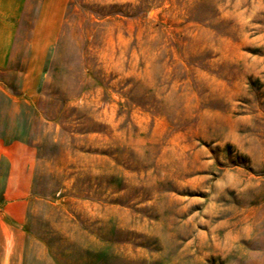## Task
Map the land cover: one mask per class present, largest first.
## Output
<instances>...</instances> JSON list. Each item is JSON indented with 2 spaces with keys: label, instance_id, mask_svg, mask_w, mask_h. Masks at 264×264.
<instances>
[{
  "label": "rangeland",
  "instance_id": "obj_1",
  "mask_svg": "<svg viewBox=\"0 0 264 264\" xmlns=\"http://www.w3.org/2000/svg\"><path fill=\"white\" fill-rule=\"evenodd\" d=\"M37 108L12 264H264V0H69Z\"/></svg>",
  "mask_w": 264,
  "mask_h": 264
},
{
  "label": "crops",
  "instance_id": "obj_2",
  "mask_svg": "<svg viewBox=\"0 0 264 264\" xmlns=\"http://www.w3.org/2000/svg\"><path fill=\"white\" fill-rule=\"evenodd\" d=\"M68 3L0 0V264H12L24 239L38 151L23 123L38 113L41 77Z\"/></svg>",
  "mask_w": 264,
  "mask_h": 264
}]
</instances>
